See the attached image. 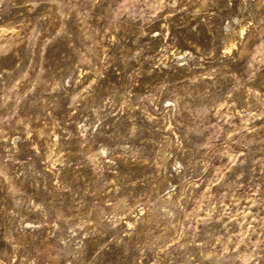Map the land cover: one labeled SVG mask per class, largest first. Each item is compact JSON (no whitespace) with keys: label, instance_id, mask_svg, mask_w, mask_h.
I'll return each instance as SVG.
<instances>
[{"label":"rangeland","instance_id":"374dc122","mask_svg":"<svg viewBox=\"0 0 264 264\" xmlns=\"http://www.w3.org/2000/svg\"><path fill=\"white\" fill-rule=\"evenodd\" d=\"M0 264H264V0H0Z\"/></svg>","mask_w":264,"mask_h":264}]
</instances>
